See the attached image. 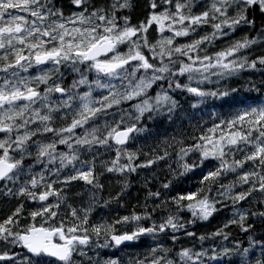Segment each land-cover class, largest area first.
Segmentation results:
<instances>
[{"label":"snow or ice","instance_id":"obj_1","mask_svg":"<svg viewBox=\"0 0 264 264\" xmlns=\"http://www.w3.org/2000/svg\"><path fill=\"white\" fill-rule=\"evenodd\" d=\"M0 202V264H264V0H0Z\"/></svg>","mask_w":264,"mask_h":264},{"label":"trees","instance_id":"obj_2","mask_svg":"<svg viewBox=\"0 0 264 264\" xmlns=\"http://www.w3.org/2000/svg\"><path fill=\"white\" fill-rule=\"evenodd\" d=\"M140 3H143V0H140ZM139 14V13H138ZM234 38H239V34L236 35ZM224 44L221 41H216L215 46H210L208 51L212 52L214 50H218L219 47H223ZM248 80H256L259 82L260 76L259 74L255 75H249L248 73L243 74V78L239 80L238 83H234L232 86L245 88L247 87V81ZM223 83V82H222ZM227 86V85H225ZM211 87V86H209ZM154 94V92H153ZM244 96H248L250 98H256L259 94L256 92L253 93H243ZM181 101L185 104V108H187V102L184 100V97H180ZM251 102V100H250ZM219 101H217V104L219 105ZM229 109L227 106H224L223 111L227 112ZM207 119V117H205ZM163 127H168L167 123H163ZM169 163L173 164L175 166V162L170 160ZM167 171V168L161 170L157 168L155 170V173H153L151 170H141L139 177H136L135 175L132 178V184L129 188V195L126 203L123 207H119L115 202L112 203L111 208L105 209L103 207H97L96 211L93 213L94 219H100L103 217L104 219H112L116 217L117 215H125L131 212L132 208L134 206H137L139 204H142L144 201L145 196V189L143 187V179L145 175H148L149 177L155 175L158 180H162L164 178L165 172ZM198 178H199V170H197L196 174L193 176L192 174H189L187 177L182 178V183L178 184V188H195V186L198 184ZM105 183V192H104V198H108L109 193L115 192L119 188V184L115 179H108L107 176L101 178ZM232 179L231 176H229L225 183H228ZM156 187H159V184L157 183L155 185ZM75 191V190H74ZM213 195H215V192H213ZM79 199V198H77ZM11 205L4 204L3 202H0V212H6ZM137 210L140 209L137 207ZM116 214V215H115ZM230 211L228 208H224L221 212L215 214L212 218H210L206 222H197L194 228H192L193 231L197 233V235L201 234H210L211 232L215 231L218 227L222 226L223 223L226 221V219L230 216ZM188 215V214H185ZM190 218V216H188ZM203 229V230H202ZM200 231V232H199ZM234 230V234H235ZM241 237H243V234H240ZM167 243H171L170 240H167ZM181 242L183 243V246L185 247H191L194 243L197 247H199L198 241H194L192 238H186L184 236H181ZM152 243L151 240H146L144 238L141 239L140 242L134 243L127 248L123 247V251L108 248V249H101L100 254L103 258H119L123 264H130L131 261H135L137 257L142 258L143 255L147 252V245ZM209 242L205 243V247L209 245ZM179 246V244H178Z\"/></svg>","mask_w":264,"mask_h":264},{"label":"rangeland","instance_id":"obj_3","mask_svg":"<svg viewBox=\"0 0 264 264\" xmlns=\"http://www.w3.org/2000/svg\"><path fill=\"white\" fill-rule=\"evenodd\" d=\"M138 14V13H137ZM184 39H186V38H184ZM231 215V214H230Z\"/></svg>","mask_w":264,"mask_h":264},{"label":"bare ground","instance_id":"obj_4","mask_svg":"<svg viewBox=\"0 0 264 264\" xmlns=\"http://www.w3.org/2000/svg\"><path fill=\"white\" fill-rule=\"evenodd\" d=\"M116 215V214H115ZM203 230V229H202ZM200 232V231H199Z\"/></svg>","mask_w":264,"mask_h":264}]
</instances>
